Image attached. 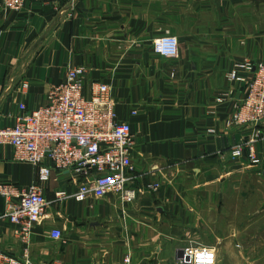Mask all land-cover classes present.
<instances>
[{
	"label": "crops",
	"instance_id": "1",
	"mask_svg": "<svg viewBox=\"0 0 264 264\" xmlns=\"http://www.w3.org/2000/svg\"><path fill=\"white\" fill-rule=\"evenodd\" d=\"M166 30L179 39L174 58L152 49ZM262 59L263 0H27L19 10L5 9L0 0V127L24 113L19 104L27 111L44 104L52 84L69 68L83 67L85 84L107 83L118 119L130 124L136 186L161 185L128 203L113 194L77 199L70 173L53 171L43 188L49 205L28 243L0 219V264L5 258L125 264L126 256L129 264H177L180 247H164L174 235L180 243L190 236L214 239L190 241L214 248L220 264V254L252 244V223L242 217L236 225L237 209L228 205L231 199L247 203V195L238 189L232 196L226 187H245L242 177L250 174L264 188V139L257 145L259 163L232 159L230 148L248 126L226 127L224 119L244 93L228 72L236 62ZM13 154L10 145L0 144V182L21 190L36 171ZM58 190L69 197L56 200ZM256 205L263 207L264 198ZM4 208L0 196V212ZM53 228L62 231L61 240L50 237ZM253 234V244L264 245V228Z\"/></svg>",
	"mask_w": 264,
	"mask_h": 264
},
{
	"label": "built area",
	"instance_id": "2",
	"mask_svg": "<svg viewBox=\"0 0 264 264\" xmlns=\"http://www.w3.org/2000/svg\"><path fill=\"white\" fill-rule=\"evenodd\" d=\"M26 2L3 0V6L7 10H19ZM152 49L161 57L174 58L179 53V39L166 30L154 39ZM244 72L251 73L250 78ZM84 75L83 67L69 68L61 82L50 86L44 104L28 111L24 104H19L24 113L16 116L12 124L0 127V144L10 145L14 159L31 164L36 171L34 182L21 190L0 182V196L5 200L0 219H7L13 225L14 235L24 243L29 242L32 228L41 222L49 205L43 188L51 180L53 171L70 173L77 187L74 194L77 199L90 196L99 199L113 194L128 203L142 190L154 192L161 186L159 182L136 186L132 162L135 137L130 124L118 119L109 85L97 80L85 84ZM228 78L242 83L244 93L224 123L226 127L248 126L246 135L231 146V157H246L251 164H257L260 161L257 145L264 139V60L236 62ZM67 197L65 190L55 192L56 200ZM49 235L61 240L62 231L53 228ZM182 251L184 256L177 259V264H217L212 247L190 242ZM123 262L129 264L130 257H124ZM5 264L27 262L5 258Z\"/></svg>",
	"mask_w": 264,
	"mask_h": 264
},
{
	"label": "rangeland",
	"instance_id": "3",
	"mask_svg": "<svg viewBox=\"0 0 264 264\" xmlns=\"http://www.w3.org/2000/svg\"><path fill=\"white\" fill-rule=\"evenodd\" d=\"M263 4H264V0H263ZM264 59L262 60H259V61H256V62H252V63H257V62H260V61H263ZM246 61H249V60H246ZM244 76H246L247 78H250L251 76V73H243ZM233 159V158H232ZM242 181H247V184L246 186H242L240 188L236 187V188H233V187H226V190L232 194V196L234 195H237V192H238V189L239 190H244L246 195H247V198L246 200L247 203H241L239 205V203L237 201H235L234 199H231V201H229V206L231 208V210L234 212L235 209H237V212H238V215H237V219L235 220V224L238 225V222H240L242 224L243 222V218H245V220L247 221V223H252L250 225V229H248V231H251L252 233H250V235L248 236V239H249V243H254V234L253 232H258L259 231V228L263 227L264 228V206L261 207V208H256V203H257V200L260 198V197H263L264 198V188L262 186H260L259 183L256 182V175H250V174H247V175H244L242 177ZM236 191V192H234ZM249 201H252L253 203L249 202ZM239 206H241V209H239ZM243 206H247V211L244 212L243 211ZM237 207V208H236ZM234 209V210H233ZM240 210V211H239ZM258 210V211H257ZM232 212V213H233ZM241 216V219H239V217ZM243 217V218H242ZM262 236L264 237V234H262ZM262 236H259V237H262ZM171 237L168 241H169V244H164V247H168V250H173L175 247L183 250L184 247H186V244L190 245L189 243L191 241H201L203 243H208V244H213V242L215 241L214 239L212 240H207L206 237H203V236H190V240H188L189 242H183V243H180L178 241L179 237L180 236H169ZM197 238V239H196ZM194 243V242H192ZM200 243V242H199ZM215 243V242H214ZM250 244L249 246L245 247L242 251L240 252H230V251H227V252H224L222 254H220V264H227V260H231V262L229 264H241L240 261H238L239 259H243L245 258L246 261H247V264H264V245H261V246H255L254 244ZM237 253H240L241 254V257L237 254ZM235 254H237V256H235ZM231 258V259H230Z\"/></svg>",
	"mask_w": 264,
	"mask_h": 264
},
{
	"label": "water",
	"instance_id": "4",
	"mask_svg": "<svg viewBox=\"0 0 264 264\" xmlns=\"http://www.w3.org/2000/svg\"><path fill=\"white\" fill-rule=\"evenodd\" d=\"M262 175L264 177V170L262 171ZM183 256H184L183 255V251L181 249H179L178 252H177V259H181V258H183ZM185 258H186L187 261L189 260L188 257H185Z\"/></svg>",
	"mask_w": 264,
	"mask_h": 264
}]
</instances>
